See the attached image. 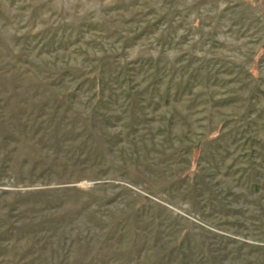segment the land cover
<instances>
[{
    "label": "rangeland",
    "instance_id": "obj_1",
    "mask_svg": "<svg viewBox=\"0 0 264 264\" xmlns=\"http://www.w3.org/2000/svg\"><path fill=\"white\" fill-rule=\"evenodd\" d=\"M0 264H264V0H0Z\"/></svg>",
    "mask_w": 264,
    "mask_h": 264
}]
</instances>
